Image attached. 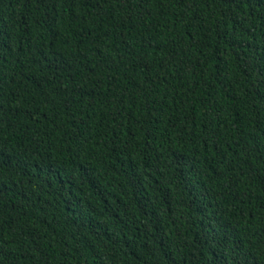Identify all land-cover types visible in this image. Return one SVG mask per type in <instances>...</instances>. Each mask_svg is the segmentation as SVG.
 <instances>
[{
  "label": "trees",
  "instance_id": "obj_1",
  "mask_svg": "<svg viewBox=\"0 0 264 264\" xmlns=\"http://www.w3.org/2000/svg\"><path fill=\"white\" fill-rule=\"evenodd\" d=\"M0 264H264V0H0Z\"/></svg>",
  "mask_w": 264,
  "mask_h": 264
}]
</instances>
